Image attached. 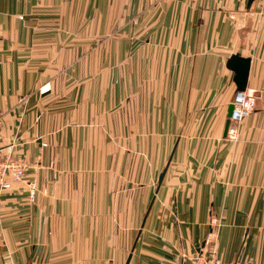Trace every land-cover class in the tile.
<instances>
[{
    "label": "crops",
    "instance_id": "0c3cea01",
    "mask_svg": "<svg viewBox=\"0 0 264 264\" xmlns=\"http://www.w3.org/2000/svg\"><path fill=\"white\" fill-rule=\"evenodd\" d=\"M0 118V264H264V0H0Z\"/></svg>",
    "mask_w": 264,
    "mask_h": 264
},
{
    "label": "built area",
    "instance_id": "2783aa9c",
    "mask_svg": "<svg viewBox=\"0 0 264 264\" xmlns=\"http://www.w3.org/2000/svg\"><path fill=\"white\" fill-rule=\"evenodd\" d=\"M256 91L245 87L243 90H236L232 100V112L229 116V125L226 138L236 140L239 135L240 125L243 119L249 115L256 105ZM1 123V118H0ZM26 177V165L18 159L12 157V151L3 154L0 148V195L3 191L11 188V184ZM208 254L206 256H195L190 264H246L237 260L226 263L217 251V242L208 234L205 239Z\"/></svg>",
    "mask_w": 264,
    "mask_h": 264
},
{
    "label": "water",
    "instance_id": "95a60500",
    "mask_svg": "<svg viewBox=\"0 0 264 264\" xmlns=\"http://www.w3.org/2000/svg\"><path fill=\"white\" fill-rule=\"evenodd\" d=\"M252 0H249L251 2ZM227 66L235 73L234 80L238 90H243L247 85L248 73L250 68V59L241 57L238 54H233L227 61ZM233 105L232 103L228 107L227 119L224 127V135L227 133L229 125V116L231 115Z\"/></svg>",
    "mask_w": 264,
    "mask_h": 264
},
{
    "label": "rangeland",
    "instance_id": "374dc122",
    "mask_svg": "<svg viewBox=\"0 0 264 264\" xmlns=\"http://www.w3.org/2000/svg\"><path fill=\"white\" fill-rule=\"evenodd\" d=\"M123 157H125L124 152H123ZM130 173H131L130 171H127V174L130 175ZM135 184H136L135 181L131 179L130 176L127 178H124V188H129L130 186L135 185Z\"/></svg>",
    "mask_w": 264,
    "mask_h": 264
}]
</instances>
